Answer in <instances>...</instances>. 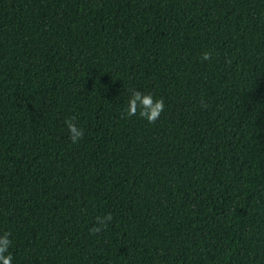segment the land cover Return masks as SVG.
I'll use <instances>...</instances> for the list:
<instances>
[{
  "label": "trees",
  "instance_id": "trees-1",
  "mask_svg": "<svg viewBox=\"0 0 264 264\" xmlns=\"http://www.w3.org/2000/svg\"><path fill=\"white\" fill-rule=\"evenodd\" d=\"M5 233L12 264H264V0H0Z\"/></svg>",
  "mask_w": 264,
  "mask_h": 264
},
{
  "label": "clouds",
  "instance_id": "clouds-1",
  "mask_svg": "<svg viewBox=\"0 0 264 264\" xmlns=\"http://www.w3.org/2000/svg\"><path fill=\"white\" fill-rule=\"evenodd\" d=\"M203 61H208L211 59V52H204L201 54ZM231 63V61H227ZM131 96L127 101V107L122 110L121 117L124 119L130 118L132 116L139 114V116L145 119L149 124H154L164 111V101L163 99H154L152 94H144L135 89H129ZM201 107H207L203 100H201ZM75 117L67 118L64 123L66 124L69 131V138L72 144H77L84 136V132L81 128H78L74 123ZM113 216L108 214L103 217H97V225L93 227L90 231L92 235L100 233L104 228H106L108 223H111ZM11 240L9 234L5 233L0 236V264H12V255L9 253V248L11 246Z\"/></svg>",
  "mask_w": 264,
  "mask_h": 264
}]
</instances>
